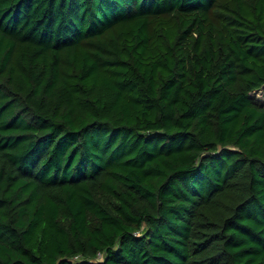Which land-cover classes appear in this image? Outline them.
<instances>
[{
    "label": "trees",
    "instance_id": "1",
    "mask_svg": "<svg viewBox=\"0 0 264 264\" xmlns=\"http://www.w3.org/2000/svg\"><path fill=\"white\" fill-rule=\"evenodd\" d=\"M264 0H0V264H264Z\"/></svg>",
    "mask_w": 264,
    "mask_h": 264
},
{
    "label": "rangeland",
    "instance_id": "2",
    "mask_svg": "<svg viewBox=\"0 0 264 264\" xmlns=\"http://www.w3.org/2000/svg\"><path fill=\"white\" fill-rule=\"evenodd\" d=\"M256 97L259 99L261 103H264V89L258 92V94H256Z\"/></svg>",
    "mask_w": 264,
    "mask_h": 264
}]
</instances>
